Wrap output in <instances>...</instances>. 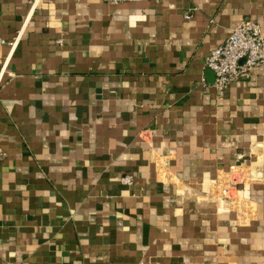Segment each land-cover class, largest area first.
Segmentation results:
<instances>
[{
    "label": "crops",
    "instance_id": "1",
    "mask_svg": "<svg viewBox=\"0 0 264 264\" xmlns=\"http://www.w3.org/2000/svg\"><path fill=\"white\" fill-rule=\"evenodd\" d=\"M243 19L0 0V264H264V63L219 96L204 66Z\"/></svg>",
    "mask_w": 264,
    "mask_h": 264
},
{
    "label": "built area",
    "instance_id": "2",
    "mask_svg": "<svg viewBox=\"0 0 264 264\" xmlns=\"http://www.w3.org/2000/svg\"><path fill=\"white\" fill-rule=\"evenodd\" d=\"M118 4L125 1L139 0H105ZM264 63V35L258 24L252 19H243L233 27L229 35L204 59L205 68L212 71L213 87L221 94L235 79L248 74L252 69ZM128 181L129 177H125Z\"/></svg>",
    "mask_w": 264,
    "mask_h": 264
}]
</instances>
